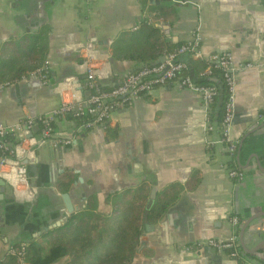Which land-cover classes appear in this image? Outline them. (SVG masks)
I'll list each match as a JSON object with an SVG mask.
<instances>
[{"label": "crops", "instance_id": "crops-1", "mask_svg": "<svg viewBox=\"0 0 264 264\" xmlns=\"http://www.w3.org/2000/svg\"><path fill=\"white\" fill-rule=\"evenodd\" d=\"M145 22L157 27L166 43L198 39V60L231 56L235 116L230 135L237 142L235 154L227 152L220 126L209 121L202 96L177 81L119 107L103 128L81 131L76 121L59 117L52 140L70 138L71 144L54 147L46 140L24 145L39 159L42 188L36 189L31 179L35 193L20 194L34 195L31 201L17 199V204L0 207L5 218L0 234L7 239L5 244L0 237V257L20 238L63 217L60 174L50 182L53 173L63 169L75 174V180L81 178L67 192L78 212L94 197L96 212L106 215L114 208L115 195L143 185L149 198L152 180L156 197L171 185L177 187V197L163 217L156 223L148 220L153 230L141 232L130 264H238L227 251L207 242L236 237L241 255V227L249 217L264 214V126L259 129L264 125V0H0V125L11 127L55 112L60 107L55 86L77 75L78 50L86 42L110 54L111 76L104 86L141 68L144 64L113 58L112 46L121 38L124 45L131 43ZM31 51L39 53L38 60L29 61ZM46 61V85L27 78ZM34 66L27 75L13 78L14 69ZM78 77L83 82L84 76ZM231 170L243 172L242 179L230 177ZM6 196H13L7 186ZM243 241L248 250L264 243V216L250 223ZM261 251L259 257L264 258V246ZM241 258V264H253L248 256Z\"/></svg>", "mask_w": 264, "mask_h": 264}, {"label": "built area", "instance_id": "built-area-1", "mask_svg": "<svg viewBox=\"0 0 264 264\" xmlns=\"http://www.w3.org/2000/svg\"><path fill=\"white\" fill-rule=\"evenodd\" d=\"M78 53L77 75L69 76L55 86V91L60 96V107L55 112L37 118L22 119L11 127L0 125V178L6 182L13 196L27 191L30 195L31 192L35 193V188L30 185L26 176V168L21 165V160L25 158L34 159V150L25 149L26 143L34 146L37 141L51 140L54 147H66L71 144L70 138L60 141L52 140L53 123L58 117L69 116L78 119L81 121L79 124L81 131L87 132L96 128H103L106 121L119 107L128 106L134 99L149 95L156 87H163L172 81H177L181 87H187L199 93L207 107L216 95L214 86L196 85L189 76H183L182 74L187 70V67L184 63L177 61L182 55L191 59H200L198 39L182 44L176 52L167 54L163 62L157 61L143 65L108 88H104V83L111 76L110 54L107 51L99 50L91 42H86L80 46ZM207 62L213 65L212 67L209 65L200 76H211L212 69H218L228 86L229 96L224 107L220 132L227 152L234 155L237 150V142L231 138L230 128L235 116L233 93L235 68L229 54H214ZM47 66L46 61L40 69L30 73L27 78L39 80L43 85H46ZM79 75L84 76L83 82L79 80ZM84 92H89V96L85 97ZM39 125L42 129L40 134L35 136L34 127L38 128ZM9 134L19 139V142L13 147L6 142V136ZM229 176L239 180L242 179L243 172L231 170ZM232 223L237 224V219H232ZM207 245L218 251L231 248L233 252L229 256L236 260L238 255L236 237H231L227 242L209 240ZM25 248L26 243H20L18 248L12 246L8 252L18 257L19 264H25L23 259Z\"/></svg>", "mask_w": 264, "mask_h": 264}, {"label": "trees", "instance_id": "trees-1", "mask_svg": "<svg viewBox=\"0 0 264 264\" xmlns=\"http://www.w3.org/2000/svg\"><path fill=\"white\" fill-rule=\"evenodd\" d=\"M168 11L169 14L170 12L171 15L173 14L172 10L168 9ZM160 12L165 15V10ZM132 39L133 41L127 45H124L123 38L113 44L112 57L146 65L157 62L164 54L176 52L183 44L166 43L160 30L146 22L139 26L136 33L132 35ZM136 40L143 42L142 46L136 47L134 45ZM28 53L29 61L38 60L39 53L34 51ZM190 63L195 77L199 79L192 81L193 83L203 86L212 85L216 88V95L208 105V118L212 124L216 123L221 127L224 107L229 96L223 75L220 70L212 69L211 76H199L213 64L198 59H190ZM35 69V66L14 69L13 78H21ZM182 75L190 77L189 70L187 69ZM208 78L215 79V82L209 81ZM108 87L104 86V88ZM66 118L76 121V126L81 124L78 119L69 116ZM41 129L39 125L34 135L38 136ZM6 142L13 147L19 139L9 134L6 136ZM229 165L232 166L231 162ZM75 178L76 175L69 171L60 174L57 179V189L60 193H67ZM176 191L177 187L171 185L156 197L148 213L150 222L156 223L163 217L176 199ZM148 193L149 191L143 185L132 193H124L120 197L115 195L114 208L106 215L96 212V200L94 197L89 198L85 209L69 218L64 225L44 233L38 239L15 243L14 248H18L20 243H26L23 258L25 264H57L62 260V264H130L140 245ZM225 251L229 254L233 252L231 248ZM236 261L241 264L242 258L239 252ZM0 264H19L18 257L5 251L0 257Z\"/></svg>", "mask_w": 264, "mask_h": 264}, {"label": "water", "instance_id": "water-1", "mask_svg": "<svg viewBox=\"0 0 264 264\" xmlns=\"http://www.w3.org/2000/svg\"><path fill=\"white\" fill-rule=\"evenodd\" d=\"M165 56L164 57H161L158 62H163L165 60ZM178 62H181V63H184L187 67V69L189 70V74H190V77H191V80L194 82V81H198L199 79H197L195 77V73L192 69V66H191V63H190V59L188 56L186 55H182L180 56L178 59H177ZM209 81H212V82H215V79L213 78H208ZM85 95L86 97L89 96V92H85ZM264 125H261L259 127V129H261ZM38 130L37 127H34V132H36ZM244 140H245V137H243V139H241L240 143H239V147H238V150L240 151L242 146H243V143H244ZM21 165L22 166H25L26 168V176L28 178V180H31V179H35L36 183L34 184L35 188L36 189H41L42 188V183L40 182V179L38 178L39 177V159L34 156V159L33 160H28V159H23L21 160ZM264 170V169H263ZM262 170V171H263ZM64 170L63 169H58L57 172L53 173V177L51 179V183H55L56 182V177L58 176V174H61ZM81 181V178L78 177L76 180H75V184L77 182H80ZM153 182V187L151 188L150 190V194H149V198H148V201L146 203V206H145V211H144V216H143V220H142V232L143 233H147V232H150L153 230V226L149 224L148 222V213H149V210L152 208L153 206V203H154V199L156 197V193H157V187H156V184H155V181L152 180ZM6 182L0 178V207H6L8 205V203H15L17 204V199H27L29 201H31L34 197L33 196H30V197H26V196H21V195H17V196H12L10 198L7 199V196H6ZM59 197H61V200L64 204V210H63V217H61L59 220H57L54 224L50 225V226H46L45 228L43 229H39L36 231V234L32 235V236H26V237H23V238H20L19 241H31V240H35L37 239L38 237H40L43 233L45 232H48V231H51L55 228H58L62 225H64V223L73 216L74 213L78 212L79 211V208L78 207H74L72 205V202H71V198H70V195L69 193H63L61 194ZM16 199V200H15ZM8 208V207H7ZM171 212V210H168L167 213ZM264 214H257V215H254V216H251L249 217L246 222L243 224V226L241 227L240 229V236H239V243H240V248H241V255L244 257V256H248L249 257V261H251L253 264H264V258H260L259 257V254L262 252V248L264 246V243H260V244H257L253 249H250L248 250L246 247H245V244H244V241H243V237H244V234H245V231L249 228V225L250 223L255 219V218H258V217H263ZM4 215L1 214L0 215V228H3L4 227ZM1 240L6 244L7 243V239H6V235L5 234H1Z\"/></svg>", "mask_w": 264, "mask_h": 264}]
</instances>
